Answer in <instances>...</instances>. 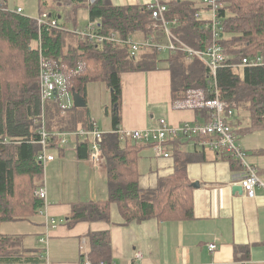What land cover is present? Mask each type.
Instances as JSON below:
<instances>
[{
  "label": "trees",
  "instance_id": "obj_1",
  "mask_svg": "<svg viewBox=\"0 0 264 264\" xmlns=\"http://www.w3.org/2000/svg\"><path fill=\"white\" fill-rule=\"evenodd\" d=\"M5 1L0 0V41L9 46V55L3 59L0 56V138L9 140L0 143V222L26 218L29 213H37L43 204L36 195L40 186L35 183L42 177L44 168L37 159L41 145L36 142L38 132L34 121L40 112V55L65 72L71 88L83 98L87 82L102 79L107 83L113 108V129L120 121V74L127 70L155 69L160 60L157 40L140 46L134 54L127 42V36L137 33L144 38H154V33L158 35L146 5L114 6L107 0H39L41 12L56 21L57 26H50L7 9ZM218 1L216 25L195 17L194 0H171L167 16L178 18V26L173 31L193 49L203 50L213 40L220 44L226 55L225 62L216 71L221 101L227 108L248 112L249 128L264 129V0ZM80 7L87 8L90 22H95L92 33L101 36V41L90 40L81 30L69 29L68 24L75 23ZM111 35H115L114 40ZM64 36L74 41L67 50H63ZM243 58H259L260 64H243ZM164 60L171 74L173 100L184 98L188 89L209 90L213 80L201 60L181 50L168 51ZM45 116L49 140L59 131H75L81 121L84 122L82 128L86 129L93 123L78 108L62 113L53 102L46 104ZM121 142L113 132L102 136L108 198L72 203L68 225L81 220L107 219L109 205L113 202L118 203L127 221L192 217V186L186 166L194 159L195 152L182 150L187 140L170 138L167 141L173 143L175 170L153 188L139 185L135 163L140 142ZM76 150L78 158H87V141H77ZM221 154L240 166L231 155ZM89 237L93 243L91 261L111 262L109 232H91ZM12 239V236L0 235V256L8 252L13 254ZM248 249L247 246L237 247L235 257L239 251L246 255Z\"/></svg>",
  "mask_w": 264,
  "mask_h": 264
},
{
  "label": "crops",
  "instance_id": "obj_2",
  "mask_svg": "<svg viewBox=\"0 0 264 264\" xmlns=\"http://www.w3.org/2000/svg\"><path fill=\"white\" fill-rule=\"evenodd\" d=\"M107 1L114 6H148L158 1L165 4L168 10L171 0ZM194 7L195 17L203 21L209 20L206 15L210 10L202 0H194ZM167 10L164 14L167 27L177 36L173 30L178 26L179 20L168 17ZM152 19L158 30V35L154 33L152 39L165 43L167 36L163 21ZM174 20L176 21L173 22ZM90 21L88 19L87 23ZM138 34L140 33L127 37L146 39ZM164 58H160L155 69L127 70L120 74V121L117 127L153 128L160 119L173 127L184 123L203 124L207 121L208 110L174 108L176 100H173L171 93V74L167 63H162ZM86 95L87 85L84 98L87 103ZM72 108L69 110L72 111ZM78 110L88 115V119L94 121L100 130L99 120L92 116L87 104ZM229 121L232 127L240 123L239 117H233ZM82 122L78 124V129L84 127ZM243 128L241 134L248 133ZM233 129L235 134L240 133L234 127ZM101 130L104 134L113 132V123L105 125ZM50 141L48 148H57L58 158L47 161L53 163L50 165V171L53 172L47 175V186L45 183L41 185L46 191V204L42 200L43 204L37 213L14 219L26 223L25 229L20 231H7L10 230L8 226H2L5 222H0V227L4 230H0V235L13 238L10 245L13 254L8 252V255L0 256V264H78L84 258L91 260L93 243L89 235L91 232L104 231L109 232V258L115 264H264V189L257 186L253 196H249L243 189L234 190V186H240L236 183L240 167L220 151L210 148V152H206L195 144L191 150L187 148L188 142L182 148L189 153L195 152L194 159L186 166L187 177L192 186L190 198L193 216L190 218L150 217L127 221L118 203L113 202L109 205L107 219L81 220L68 225L72 203L108 198L106 162L95 168L88 157L78 158L76 144L77 141H82L80 137H72L73 146L68 149L61 147L63 143L56 135ZM85 141L88 143L89 155L90 140ZM139 148L135 163L137 171L140 159L145 154L144 149L150 148L151 157L157 159L155 168L147 176L146 185L141 187L153 188L161 178L174 173L173 143H168V157H156L151 145L146 142H140ZM251 154L253 158L250 162L257 167L259 177L264 181V147L252 148ZM52 219L54 224L50 222ZM211 243L216 245L212 250L208 248ZM240 246H247L248 253L244 255L239 251L236 258L235 249ZM136 252H140L141 256L135 257Z\"/></svg>",
  "mask_w": 264,
  "mask_h": 264
},
{
  "label": "built area",
  "instance_id": "obj_3",
  "mask_svg": "<svg viewBox=\"0 0 264 264\" xmlns=\"http://www.w3.org/2000/svg\"><path fill=\"white\" fill-rule=\"evenodd\" d=\"M205 3L211 14L210 19L213 25H216V10L220 6L218 0H202ZM151 12V17L154 19H160L163 21L164 31L166 34L165 43H157V50H181L185 51L189 55H192L201 60L208 68L212 77V84L209 90L203 88L188 89L186 96L182 99L174 102V108L177 109H207L208 116L207 121L203 124H188L184 123L179 127L170 126L164 119L158 121V125L153 128L145 129H123L116 127L113 129V133H116L120 141H136L146 142L152 147L154 155L156 157H168L170 150L168 148L167 141L170 138H181L183 140H190L197 146H208L211 149L220 151L231 155L239 162V174L236 178V183L239 184L242 189L249 195L253 196L255 188L261 187L264 189V181L259 177L257 167L252 163L246 161L243 158V151L240 148L239 143L236 141L235 131L228 120L233 114L232 108H227L219 97V90L216 82V71L225 62L226 55L222 50L219 43L213 40L203 50L193 49L179 37L175 36L172 31L167 27V22L164 18V14L167 10L165 4L154 1L148 5ZM16 12L21 13L22 9L17 7ZM174 20L173 22H175ZM38 24L48 23L50 26H57L54 19H50L46 12H43L39 18H37ZM95 22H90L86 27L85 32L82 30V35L88 36V38L96 39L98 42L102 40L101 36L94 35L92 33ZM77 32L76 30H74ZM214 38L216 33L214 31ZM115 39V35H111V40ZM152 38H146L145 40H135L127 38V42L131 46V53L134 54L138 48L142 45L150 44ZM243 64L258 65L260 59L255 58L248 60L242 59ZM77 70L74 71V73ZM71 86L67 74L62 70L56 68L53 63L46 57L40 55L39 58V96H40V112L35 117V123L37 125L38 142L41 145V150L38 153L37 159L43 163L54 159L51 154L47 153L48 146L50 145L49 132L46 129V116L45 106L48 102H53L57 105L58 109L64 113L73 107V100L71 95ZM58 136L61 143L66 142L68 135L72 137H87L90 135V149L88 160L94 165L95 168H99L101 164H105V157L101 147V140L104 132H101L93 121L91 128H79L75 131H59L54 136ZM0 143H8L6 137L0 138ZM36 195L40 197L44 204H46V191L43 186H40L36 191ZM55 223L54 219L50 221ZM215 244L208 245L210 250L215 248ZM135 257H140L141 253L136 252ZM78 264H115L114 262H106L105 260H99L93 263L89 258H84Z\"/></svg>",
  "mask_w": 264,
  "mask_h": 264
},
{
  "label": "rangeland",
  "instance_id": "obj_4",
  "mask_svg": "<svg viewBox=\"0 0 264 264\" xmlns=\"http://www.w3.org/2000/svg\"><path fill=\"white\" fill-rule=\"evenodd\" d=\"M6 8L10 10H15L17 7H20L22 9L21 13L22 15L28 16L30 18L37 19L41 16L42 7L40 6L39 0H6ZM207 19H210V12L207 11L206 15ZM88 13L87 8L80 7L77 10L76 14V21L75 24L73 22H69L68 26L69 29H75L78 30H85L88 23ZM61 20V19H60ZM74 27V28H73ZM73 32H75L73 30ZM69 44H74V41L72 40V37L64 36V47L63 50H67L69 47ZM9 55V46L5 43L0 41V56L7 57ZM167 55L166 50H160L159 52V58H163ZM162 63H166V61H163ZM106 83L102 80H94L87 82V106L91 110V114L94 118L99 120V127L100 131L102 132V127L109 126L112 122V102H111V95L110 90L107 89ZM235 117H239L240 123H236L233 127L236 130H239L240 133L236 134L237 136V142L240 145V148L242 149L244 155L243 158L250 162L251 158H253V155L251 154V149L263 146L264 147V129L259 130H253L249 128V122H250V116L248 112L244 110H233V114L228 118V120ZM245 130L248 133L241 134V129ZM82 140L90 139V135L87 137H80ZM72 137L71 135H68L66 138V142L63 143L61 146L62 148L68 149L72 148ZM194 143L192 140L188 142V149H193ZM198 148L204 149L206 152H210V148L208 146H201L199 145ZM58 149L55 147H49L47 149V153L51 154L56 160L58 158L57 155ZM145 153V154H144ZM144 156L140 159V166L138 167V171L140 174L139 179V185H146L147 182V176L150 175V170L154 169L156 166L157 159L152 158L150 155V148L144 149L143 151ZM251 163V162H250ZM44 174H42V177L38 180H36V185L41 186L45 183L47 186V175L50 172L51 167L50 165L53 163L44 162ZM5 223L2 224V226H8L10 230L7 231H20L22 229H25L26 223L16 220H9L4 221ZM7 229V228H6ZM1 231H4L2 227H0Z\"/></svg>",
  "mask_w": 264,
  "mask_h": 264
},
{
  "label": "water",
  "instance_id": "obj_5",
  "mask_svg": "<svg viewBox=\"0 0 264 264\" xmlns=\"http://www.w3.org/2000/svg\"><path fill=\"white\" fill-rule=\"evenodd\" d=\"M91 1H94V0H91ZM71 95H72V100H73V106L74 107L79 108V107L86 106V101L81 96L80 93H78L74 89H71ZM233 189L234 190H239V191L242 190L241 186H234Z\"/></svg>",
  "mask_w": 264,
  "mask_h": 264
},
{
  "label": "bare ground",
  "instance_id": "obj_6",
  "mask_svg": "<svg viewBox=\"0 0 264 264\" xmlns=\"http://www.w3.org/2000/svg\"><path fill=\"white\" fill-rule=\"evenodd\" d=\"M9 140V139H8Z\"/></svg>",
  "mask_w": 264,
  "mask_h": 264
}]
</instances>
